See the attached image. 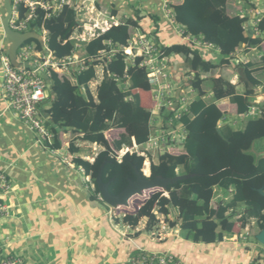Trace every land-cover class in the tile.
Listing matches in <instances>:
<instances>
[{"label": "trees", "instance_id": "obj_1", "mask_svg": "<svg viewBox=\"0 0 264 264\" xmlns=\"http://www.w3.org/2000/svg\"><path fill=\"white\" fill-rule=\"evenodd\" d=\"M228 1L179 0L174 7L175 19L187 34L219 49L221 60L217 64L208 61L200 50L187 44L163 47L168 57H184L188 74L194 77L191 86L197 98L190 105L189 112L182 115L181 122L186 129L183 151L161 153L158 162L151 164V177H193L169 187L167 192L152 190L148 191L150 195L146 192L141 196L142 204L136 207L133 198L130 206L125 208L127 214L123 222L127 225L136 227L147 219L146 231L151 232L158 222L155 212L174 215V220L169 221L170 226L179 228L185 240L214 244L233 234L238 209L244 207L246 213L241 214L243 226L254 219L259 229H264V197L258 191L264 189V156L252 153L254 144L264 140V102L262 114L249 119L242 130L221 126L225 113L218 105V102L229 99L237 107L239 117L248 116L252 107L249 96L255 93L254 88L261 87L264 93V53L259 64L240 65L247 83L253 88L251 91L241 95L227 78L214 77L209 81L213 99L211 102L205 100L208 91L204 88L207 80L203 76L231 66L232 56L243 45L255 47L263 42L262 39L246 37V19L229 15ZM131 26L136 27V23L127 19L124 25L112 27L86 44L82 50L85 70L74 71L71 76L54 73L50 86L52 104L45 111L49 117L48 127L55 135L52 148L60 149L59 135L69 132L102 147L93 163L81 158L75 159L74 163L84 168L96 185L99 170L107 162L103 182L112 181L109 190L113 195L122 192L130 180L136 181L135 167L142 171L145 165V158L136 154H126L119 162L118 153L134 142L146 144L153 130L152 103L147 107L142 102V97H151L147 73L139 66L140 58L132 63L125 53ZM43 27L49 32L48 46L55 58L63 60L71 56L75 51L74 43L69 41L77 27L75 11L66 8L59 16L43 19L39 28ZM261 30L264 32V19ZM28 43H35L38 49H42L39 41ZM101 67L104 79L97 87L95 97L90 83L97 78V70ZM256 72L262 73V81L255 78ZM114 130L121 133L111 142L106 133ZM70 150L78 152L74 145ZM145 173L149 175V165ZM216 187L225 193L232 190L231 198L214 205ZM95 194H100L97 185ZM259 261L264 262V257L256 262Z\"/></svg>", "mask_w": 264, "mask_h": 264}, {"label": "crops", "instance_id": "obj_2", "mask_svg": "<svg viewBox=\"0 0 264 264\" xmlns=\"http://www.w3.org/2000/svg\"><path fill=\"white\" fill-rule=\"evenodd\" d=\"M173 1L174 7L179 0H96L99 8L115 12L122 19H132L136 28L150 36L163 47L183 44L176 29L170 24L164 13V3ZM227 10L231 16H239L241 10H260L264 12V0H229ZM5 17L4 0H0V56L8 54L9 44L4 36L2 20ZM260 46L251 50L243 46L232 57V65L213 71L203 76L208 91L205 97L211 102L213 94L209 81L211 78L225 77L237 87V92L245 95L253 88L247 83L240 65H257L264 53V32ZM40 42V41H39ZM204 58L217 64L221 60L219 52L201 51ZM173 82L182 87L188 85L189 70L184 57L170 56ZM259 69V67H257ZM215 74V75H214ZM255 78L262 81L261 72ZM238 77V79H236ZM100 85V84H99ZM98 85V86H99ZM98 86L92 87L96 97ZM125 85L124 87H127ZM4 68L0 60V172L4 173L12 184V191L1 200L9 205V215L0 219V244L6 254L19 256L26 264H126L139 248L149 251L171 253L186 264H264L256 262L264 257V247L254 244L251 237L261 231L256 220H251L244 227L241 214L244 207L238 209L235 228L232 235L222 242L214 244H196L184 239L179 228L173 229L164 240H156L150 231L140 233L126 228L120 219L111 218L109 206L95 194L92 177L83 172L74 160L81 158L93 163L103 150L101 146L82 140V136L69 133L60 134L61 148L40 141L38 135L30 129L10 109L4 96ZM249 96L250 104L261 109L264 93L261 87ZM196 96V97H195ZM151 97H142V102L149 107ZM197 94L193 95L196 100ZM52 104L44 102L43 113ZM225 113L221 126L234 130L245 128L249 119L239 117L237 107L229 99L218 102ZM45 117H49L45 114ZM112 131L106 133L107 139ZM114 132V131H113ZM112 132V133H113ZM255 143L252 151L258 157L264 156V143ZM71 145L78 149L72 153ZM256 149V150H255ZM178 145L176 152H182ZM149 172L151 171V163ZM147 167V166H146ZM145 175V171L143 172ZM151 175V172H150ZM149 176V175H146ZM91 178V183L88 181ZM214 205L231 198L228 193L216 187ZM145 222V221H144ZM258 231L253 233V227ZM249 233L247 240L233 242L235 234Z\"/></svg>", "mask_w": 264, "mask_h": 264}, {"label": "built area", "instance_id": "obj_3", "mask_svg": "<svg viewBox=\"0 0 264 264\" xmlns=\"http://www.w3.org/2000/svg\"><path fill=\"white\" fill-rule=\"evenodd\" d=\"M237 1L245 2L246 0ZM11 3L13 13L10 28L21 34L37 33L41 37L42 49H38L35 43L27 42L22 45L18 50L19 68L12 64L8 54H1L0 60L4 68V96L10 109L38 135L40 141L52 145L55 135L48 127L49 120L42 110L44 102L49 99L52 75L57 73L61 76H71L74 71L85 70L82 52L84 46L112 27L124 25L127 19H122L114 15L113 12L99 8L96 0H11ZM66 8L73 9L76 13L77 27L69 39L74 43L75 51L71 56L59 60L55 58L48 46L49 32L44 27H39L43 19L59 16ZM164 13L170 24L176 29L183 44L200 51L212 52L216 50L220 54L219 49L213 45L204 42L201 38L187 34L185 28L175 19L173 1L164 3ZM239 17L246 19L244 24L246 37L251 40L261 37L264 12L241 10ZM130 29V40L125 48V53L132 63L140 58L139 66L147 73L148 83L151 87L152 105L150 110L153 116V130L146 144L137 145L134 142L132 146L124 147L118 153L117 160L121 162L126 154H136L145 158V162H150V154L154 151L164 153L167 149L170 150V147L180 144L183 147L186 129L181 119L184 113L189 112V107L195 99L191 97L193 91L190 84L182 87L173 82L169 57L165 55L163 48L135 26H131ZM243 48L251 50L252 47L245 44ZM187 78L190 80L189 82L194 79L193 76ZM103 79L104 71L101 67L97 70V78L90 83L91 90L92 87L98 86ZM261 114V109L252 106L248 116L259 117ZM82 171L85 172L84 169ZM88 181L91 183V178H88ZM92 184L94 187L93 182ZM11 191L10 180L0 172V194L5 196ZM165 195L167 196V194ZM2 196H0V219L10 213L9 205L1 200ZM98 196L103 201L101 194ZM140 207L138 208L140 209ZM125 208L128 207H109L111 218L114 221L120 219L121 223L133 232L140 233L146 230L147 219L140 221L136 227L123 222L127 214ZM155 214L158 222L151 234L156 240L161 241L167 237L170 231L176 229L169 223L174 220V215L165 216L158 212ZM249 236V233L244 235L236 233L230 240L233 242L247 240ZM136 253L128 259L126 264H186L171 253L149 251L142 248H139ZM0 264H26V262L19 256L6 254L0 244Z\"/></svg>", "mask_w": 264, "mask_h": 264}, {"label": "water", "instance_id": "obj_4", "mask_svg": "<svg viewBox=\"0 0 264 264\" xmlns=\"http://www.w3.org/2000/svg\"><path fill=\"white\" fill-rule=\"evenodd\" d=\"M4 9H5V17L2 20V29L4 32V36L8 41V44L10 45L8 55L12 61V64L15 67L19 68L20 67L18 63L19 48L25 43L32 40L41 41V37L35 32L21 34L13 31L10 28V21L12 19V13H13L11 0H4ZM106 164L107 162H105L99 170V174L96 179V185L100 191V194L105 204L112 208L129 207L131 200L135 197L144 196L146 192L152 190H162L167 192L169 187L174 186L181 181L188 180L193 177V175H184V176H178L176 178H164L162 176L152 178L151 176L147 177L143 173V171H139L135 167L137 180L136 181L130 180L129 184L122 192H120L117 195H113L110 193L109 190L112 181L109 183L103 182V173ZM258 191L264 197V189H260ZM256 241L261 246L264 247V229L261 230L259 234L256 235Z\"/></svg>", "mask_w": 264, "mask_h": 264}, {"label": "rangeland", "instance_id": "obj_5", "mask_svg": "<svg viewBox=\"0 0 264 264\" xmlns=\"http://www.w3.org/2000/svg\"><path fill=\"white\" fill-rule=\"evenodd\" d=\"M6 54V53H5ZM221 69V68H220ZM220 69L218 70V72L217 73H220L219 71H220ZM215 75V74H214ZM190 80H187V83L188 84H192V81L191 82H189ZM192 91H193V94L191 95V97H193V95H194V89L192 88L191 89ZM196 97V96H195ZM113 132V131H112ZM110 133V135H109V139H110V141L112 142V141H114L115 139H118L119 138V135H120V133H121V131H118V130H114V132L113 133ZM263 144L264 143V140L263 141H260L257 145H259V144ZM167 150H169V149H167ZM178 150V146H174V147H170V150L169 151H172V152H175V151H177ZM256 150V149H255ZM252 153H254V152H252ZM161 154V152L160 151H154L152 154H150V156H151V160H150V162H151V164L152 163H157L158 162V157H159V155ZM255 155H256V153H254ZM257 156V155H256ZM147 163L145 162V165H144V169L142 170L143 172L145 171L146 172V165ZM151 172V171H150ZM150 172H149V176H150ZM148 195H150L149 194V192H148ZM152 195V194H151ZM142 197H136V198H134L133 199V204H134V206L136 207V206H138L139 204H142ZM258 231V229H257V227L256 226H254L253 227V233H256ZM251 241L254 243V244H257V241H256V239H255V236L253 235L252 237H251ZM137 253H134V255H136Z\"/></svg>", "mask_w": 264, "mask_h": 264}]
</instances>
